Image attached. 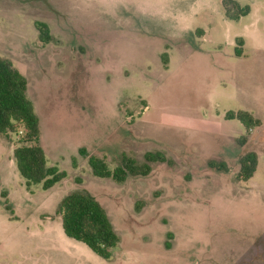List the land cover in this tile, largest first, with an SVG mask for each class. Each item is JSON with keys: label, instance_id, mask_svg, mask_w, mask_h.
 Listing matches in <instances>:
<instances>
[{"label": "rangeland", "instance_id": "rangeland-1", "mask_svg": "<svg viewBox=\"0 0 264 264\" xmlns=\"http://www.w3.org/2000/svg\"><path fill=\"white\" fill-rule=\"evenodd\" d=\"M236 1L250 8L237 20L221 0H0V55L26 77L47 163L65 172L26 184L18 134H0V264H264V0ZM246 151L257 165L241 180ZM145 152L169 162L123 182L87 161L113 169ZM82 189L119 237L107 259L61 228L59 200Z\"/></svg>", "mask_w": 264, "mask_h": 264}, {"label": "trees", "instance_id": "trees-1", "mask_svg": "<svg viewBox=\"0 0 264 264\" xmlns=\"http://www.w3.org/2000/svg\"><path fill=\"white\" fill-rule=\"evenodd\" d=\"M224 15L231 20H237L249 13L248 5H241L236 0H221ZM39 38L43 42L49 40L48 26L41 22H34ZM234 53H242L243 39L235 37ZM26 77L12 64L7 57L0 55V134H18L13 148V157L20 175L26 184L41 183L43 189L52 187L65 176V172L56 165H49L44 150L40 144L39 117L34 110L31 100L27 97ZM226 119L239 120L247 129L260 125V119L247 110H229ZM244 142L245 137L237 139ZM80 154H85L79 148ZM145 162H137L133 157L122 155L120 162L110 169L102 157L88 156V165L93 175L110 177L116 182H123L128 176L147 175L151 166L149 162H169L161 152H145ZM208 165L219 171H226L227 165L223 161L209 160ZM257 165V154L246 151L239 158L237 177L241 180L249 179ZM3 195H6L3 192ZM60 215V225L64 234L75 241L86 245L94 254L109 258L119 237L106 213L104 207L87 190H73L66 193L57 204Z\"/></svg>", "mask_w": 264, "mask_h": 264}, {"label": "crops", "instance_id": "crops-1", "mask_svg": "<svg viewBox=\"0 0 264 264\" xmlns=\"http://www.w3.org/2000/svg\"><path fill=\"white\" fill-rule=\"evenodd\" d=\"M244 41V40H243Z\"/></svg>", "mask_w": 264, "mask_h": 264}]
</instances>
